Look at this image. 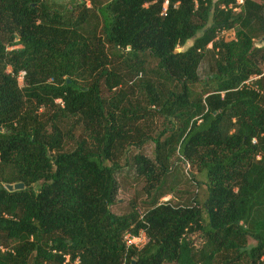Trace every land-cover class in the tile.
I'll return each instance as SVG.
<instances>
[{
	"label": "trees",
	"instance_id": "trees-1",
	"mask_svg": "<svg viewBox=\"0 0 264 264\" xmlns=\"http://www.w3.org/2000/svg\"><path fill=\"white\" fill-rule=\"evenodd\" d=\"M261 39L264 0H0V264H262Z\"/></svg>",
	"mask_w": 264,
	"mask_h": 264
},
{
	"label": "rangeland",
	"instance_id": "rangeland-1",
	"mask_svg": "<svg viewBox=\"0 0 264 264\" xmlns=\"http://www.w3.org/2000/svg\"><path fill=\"white\" fill-rule=\"evenodd\" d=\"M53 1H54L55 4H57V5H61V4L65 3V2H73L74 0H53ZM221 36H222L223 38H225V39H230V38H232L233 33H232V31H226V32H222V33H221ZM263 43H264V39H261V40H259V41H256V44H257V45H259V44H263ZM189 44H190V41L188 40V41L185 43L184 48H185L186 46H188ZM17 80H18V83L21 84V82H22V81H21V77H18ZM186 167H187V170H186L185 173H187L188 170H189V166H188L187 164L184 165V168H185V169H186ZM177 188H178V190L174 192L175 198H180V197L182 196V189H188V190H192V189H193V187H188L185 183H184V184L181 183L180 185L177 186ZM164 198L169 199V198H170V195H165V196H163V197L161 198V200H163ZM174 200H175V199H174ZM262 264H264V259L262 260Z\"/></svg>",
	"mask_w": 264,
	"mask_h": 264
},
{
	"label": "built area",
	"instance_id": "built-area-1",
	"mask_svg": "<svg viewBox=\"0 0 264 264\" xmlns=\"http://www.w3.org/2000/svg\"><path fill=\"white\" fill-rule=\"evenodd\" d=\"M240 1L241 0H238V2H240ZM165 4H166V1H164L163 5H162L163 6V10L165 9ZM122 240H123L124 245L126 247H130V246L140 247L145 242V236H144V233L142 231H139L135 235H132V234H129V233H125L123 235V237H122ZM65 259H66V257H65Z\"/></svg>",
	"mask_w": 264,
	"mask_h": 264
},
{
	"label": "water",
	"instance_id": "water-1",
	"mask_svg": "<svg viewBox=\"0 0 264 264\" xmlns=\"http://www.w3.org/2000/svg\"><path fill=\"white\" fill-rule=\"evenodd\" d=\"M21 187H22V183L5 184V188L8 189V190L19 189Z\"/></svg>",
	"mask_w": 264,
	"mask_h": 264
}]
</instances>
